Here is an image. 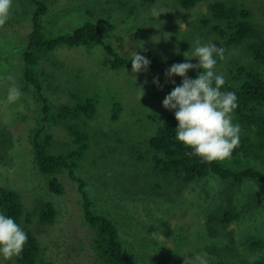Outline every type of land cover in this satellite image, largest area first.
<instances>
[{"label": "rangeland", "instance_id": "rangeland-1", "mask_svg": "<svg viewBox=\"0 0 264 264\" xmlns=\"http://www.w3.org/2000/svg\"><path fill=\"white\" fill-rule=\"evenodd\" d=\"M38 1L49 8L43 18L48 40L73 34L87 23L105 31L103 43L89 47L62 46L50 53L37 45L32 47L38 57L32 71L43 84V106L46 102L50 107L45 113L25 75V52L30 49L37 7L31 0H14L12 16L0 28V139L12 142L10 157L7 150L4 154L0 150V188L21 194V224L39 238L43 258L53 264L103 263L97 248L106 242L99 229L86 221L84 195L91 209L106 213L118 224L120 241L136 264H159L174 258L185 264V258L202 252L208 254L209 263L246 264L264 259V183L248 179L232 187L230 181L209 176L185 185L168 177L166 171L155 170L148 154L153 136L174 114L162 102L178 83L176 76L171 78L175 85L166 82L165 72L174 58L185 59L186 52L192 58L191 45L194 47L196 38L203 44L218 40L211 32L214 21L203 22L212 16L208 5L223 0H209L193 9H185L177 0ZM247 5L254 9L256 28L261 31L262 26L264 31V20L259 16L264 0ZM161 8L166 12L159 17L153 14ZM244 48L233 47L224 60L218 58L217 73L229 76L232 59L247 60ZM133 50L140 55L155 54L161 67H148L138 74L132 68H113L114 56L131 60ZM186 62L196 64L198 60ZM157 77L160 87L153 82ZM12 86L22 93L14 103L7 99ZM89 99H93L95 110L91 119L85 116L86 110L74 117L78 119L63 117L65 111L84 108ZM261 114L264 116V106ZM233 122L240 124L241 137L258 139L256 130L247 127L237 113ZM70 127L89 137L81 160L77 147L63 144ZM39 132L41 141L48 135L53 137L49 147L53 154H74L78 165L74 175L85 181L87 193L70 178L69 169L52 177L63 183L65 192L60 195L49 189V179L36 162L34 141ZM241 165L264 172V151L251 152L242 158ZM48 205L58 211L54 222L41 221ZM221 207L237 208L240 218L228 226L216 221L208 229L207 221ZM28 215L32 218L29 225ZM0 264L22 263L20 257L5 261L0 256Z\"/></svg>", "mask_w": 264, "mask_h": 264}, {"label": "trees", "instance_id": "trees-1", "mask_svg": "<svg viewBox=\"0 0 264 264\" xmlns=\"http://www.w3.org/2000/svg\"><path fill=\"white\" fill-rule=\"evenodd\" d=\"M156 1L157 0H144L145 3H153ZM177 1H179L185 9H193L198 4L209 0ZM238 1L239 0H223L217 1L211 6L208 5L212 16L211 19H205L203 25H207L210 21H214L211 32L218 35L219 38L213 44L217 47H223L226 50L225 57L230 55L233 47L245 46L243 50L247 60H245L244 57H242L241 62H236L237 60L232 59V70L229 76H225L226 84L221 90L232 91L236 94L238 98V108L235 113L239 115L247 127L256 130L258 139L254 140L251 136L241 137L240 146L234 150L231 162L204 163L195 155H186V153H190L192 149L185 147L181 142L175 139V129L178 127V121L174 114L170 115L164 125L157 130L150 142V152L148 151L149 160L152 162L155 170L162 172L166 171L168 177L174 178L176 181L185 185L193 184L209 176H217L223 182L230 181L233 184L232 187H238V185L248 179L264 183V172H259L251 166L241 165L242 158L249 156L251 152L258 153L259 151H264V116L261 114V108L264 106V40L261 39V32L264 35V31L262 26L261 31L256 28L252 19L254 9L247 5V3H254L257 0ZM31 2L32 5L37 7V11L32 19L34 32L30 36V49L25 52V60L27 63L25 75L28 87L32 88L34 94L39 97L38 100L43 106V100L40 95V92H43V84L32 71V68L38 62V57L36 53L32 51V47L37 45L40 49L44 50L45 53H50L54 48L62 46L89 47L94 44H102L105 38V31L95 24L87 23L82 26L83 28L75 31L73 34L48 40L44 36L43 23V18L49 12L48 5L38 0H31ZM230 2L233 3L230 4ZM259 13V16L264 20V10L262 7L259 9ZM33 49L35 50V48ZM40 56L42 57L43 55ZM142 56H145L151 61L149 67L154 69L161 67L162 62L155 54L146 52ZM245 61L247 63L246 65ZM171 62L174 64L186 61L181 58V56H178ZM113 64L114 69H120L121 67L132 68L131 60L119 55L114 56L112 60V65ZM197 75L198 72L195 70H190L188 72L190 78L194 79ZM176 80L178 85L182 83L181 77L176 76ZM93 106V99H89L84 108L80 106L76 111H65L63 117L78 119L74 117L84 115L85 111L83 110H86L88 114L85 116L91 119L95 115ZM49 109L50 107L45 102V107L43 106L44 112L47 113ZM114 118H117V114ZM39 134L40 132L35 133L34 141L36 162L41 174L49 179V189L56 194L62 195L65 192V186L57 178L52 179V177L69 169L70 178H72L75 183L81 185V191L87 193L84 189L86 186L85 181L77 179L74 175L78 169V165L74 162V154L70 156L53 154L49 150L53 137L48 135V138L46 137L45 140L41 141L39 139ZM66 135L67 140L63 144L68 145L72 143L74 147L79 149L78 158L80 160L83 159V154L88 149V135H79L78 129H74L73 127L69 128ZM11 144V141L2 143V139H0V150H2L3 154L7 150V157H10L9 152L12 151ZM82 199L84 203L83 211L85 210L84 213L87 223L98 228L100 231V238H103L102 241L106 242V244L100 246V249L97 248L103 262L102 264H136L132 255L129 253L130 251L126 249L120 241L122 235L117 226L118 224L113 219L107 217L106 213L101 214L95 209H91V204L87 200V197L82 195ZM0 213L13 218L27 233L28 242L20 256L22 264H53L47 262L43 258L42 246L37 235L21 224V218L24 215V207L21 194L18 191L5 187L0 188ZM57 215L58 211L56 208L48 205L47 211L42 216L41 221L54 222ZM239 218L240 212L237 208L233 207L227 209L221 207L218 210V214L210 217V220L206 223V227L212 229L216 221H219L224 226H228ZM31 222L32 218L28 215L26 217L27 225ZM260 244L261 243H255L254 245ZM173 262L174 264H183L178 258H174L172 261L164 259L160 261L159 264H169ZM219 262H221V260ZM246 264H264V259Z\"/></svg>", "mask_w": 264, "mask_h": 264}, {"label": "clouds", "instance_id": "clouds-1", "mask_svg": "<svg viewBox=\"0 0 264 264\" xmlns=\"http://www.w3.org/2000/svg\"><path fill=\"white\" fill-rule=\"evenodd\" d=\"M14 0H0V28H3L12 16ZM166 10H153L160 16ZM225 49L215 44H203L200 38L191 45L192 58L189 52L184 53L185 60L193 58L198 63H174L165 72L166 82L175 85L173 76L182 78V83L176 85L166 95L162 104L165 109L174 111L178 127L175 129V139L185 147L191 148L186 155H195L204 163L230 161L234 150L240 146L241 126L233 122V114L238 108V98L232 91H222L226 84L223 73H217V58L225 59ZM132 72H146L151 63L145 56L133 50L131 54ZM190 70L198 71L196 78H190ZM158 87L159 78L153 81ZM144 91H142V97ZM22 96L20 90L12 86L8 90V101L16 102ZM28 242L25 230L9 216L0 213V256L5 261L13 260L22 255ZM209 264L207 253H198L194 258H185V264Z\"/></svg>", "mask_w": 264, "mask_h": 264}, {"label": "bare ground", "instance_id": "bare-ground-1", "mask_svg": "<svg viewBox=\"0 0 264 264\" xmlns=\"http://www.w3.org/2000/svg\"><path fill=\"white\" fill-rule=\"evenodd\" d=\"M9 25V24H8ZM33 26H34V24H33ZM6 29H8V28H6ZM16 29V28H15ZM6 32V31H5ZM31 36V35H30ZM28 46V45H27ZM5 67V66H4ZM6 70V69H5ZM17 70V69H16ZM4 71V70H3ZM5 72V71H4ZM17 74H18V72H16Z\"/></svg>", "mask_w": 264, "mask_h": 264}]
</instances>
